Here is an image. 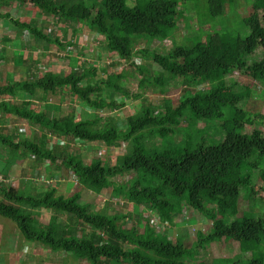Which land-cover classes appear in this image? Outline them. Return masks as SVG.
Returning <instances> with one entry per match:
<instances>
[{
	"label": "trees",
	"instance_id": "1",
	"mask_svg": "<svg viewBox=\"0 0 264 264\" xmlns=\"http://www.w3.org/2000/svg\"><path fill=\"white\" fill-rule=\"evenodd\" d=\"M128 1L0 0V11L2 7L16 3L36 10L46 18L53 17L68 25L81 24L87 27L90 36L103 38L107 52L127 62L134 55L133 39L173 38L171 32L175 31L180 20L177 1L134 0L132 7L127 5ZM227 2L232 6L236 0H209V17L220 16ZM0 18L10 20L27 38L53 44L61 52L71 45H65L67 43L57 36H48L32 20L20 22L1 12ZM243 24L249 30L245 38L214 32L192 47H175L166 56L141 50L139 53L159 67L162 75H166V78H153L155 86L163 88L164 80L172 83L173 79L189 77L192 82L209 84L210 88L201 93L194 92L189 97H183L184 92L177 100L179 104H164L158 111L163 113L155 114L157 106H150L141 114L129 117L124 130L107 124L98 128L102 120L97 114L114 111L119 105L92 99L101 93L102 81L95 85L88 83L96 76L95 68L82 71L75 68L66 77L52 72L37 76L38 73L26 81L0 85V97H8L7 100L0 98V114L39 125L56 136L72 137L89 144L103 143L107 148L130 140L136 144L132 154L124 156L122 161L121 157L118 158L113 168L100 161L85 166L78 157H71L62 164L66 172L71 171L77 179L79 187L91 193V200L111 189L109 198L121 209L118 214L96 211L92 205L82 204L81 190L65 198L50 189L38 197L26 187L15 190L0 182V219L13 223L27 243L40 244L53 254L66 253L78 263L204 264V261L195 260L199 250H205L213 243L228 241L237 243L240 253L250 254V259L245 262L233 258L214 259L211 264H264V216L239 215L238 212L241 188L246 189L250 200L264 202V169H259L253 159H264V133L254 130L245 134V128L251 126V122L247 118L248 113L238 109L239 103L250 97L254 82H260L264 89V0L250 1L249 15ZM73 34L79 36L76 32ZM257 56L261 57L258 62L247 64V57ZM16 59L17 67L27 62L21 57ZM233 72L249 82L242 93L234 92L225 80ZM104 77L107 90L123 93L122 74ZM57 90H66L76 97L85 112H92L93 120L74 121L68 117L61 122L54 118L50 120L45 114H36L28 109V103H22L25 96L32 99L38 91L53 97ZM9 100L19 101L24 107H18ZM183 119L191 121L188 127L192 130L191 134L185 135L189 142L184 148L145 155L142 146L149 134L156 133L159 139H167L173 135L174 129V135L179 133L177 127ZM200 121L204 122L203 131L197 128ZM211 124L219 127L220 134H223L221 142L213 146H204L206 142L199 144L198 139ZM145 130L148 131L143 134ZM17 143L0 135V145L8 147L10 157L19 160L24 168L25 158L19 154L22 150L24 153L32 150L39 162L55 164L58 159L51 151L28 141L21 145ZM13 166L15 161L9 158L6 174ZM244 170L249 173L243 175ZM120 175H127L125 185H114L109 181L111 177ZM127 203L156 214L159 221L168 224V229L175 226V217L186 207L211 221V229L203 238L198 236V243L192 249L180 239L170 241L145 220L140 225L142 232L129 227L132 215L124 214ZM39 209L51 216L44 226L38 221Z\"/></svg>",
	"mask_w": 264,
	"mask_h": 264
},
{
	"label": "rangeland",
	"instance_id": "2",
	"mask_svg": "<svg viewBox=\"0 0 264 264\" xmlns=\"http://www.w3.org/2000/svg\"><path fill=\"white\" fill-rule=\"evenodd\" d=\"M173 1H177V17H180L175 31L171 32L173 38L168 37L166 40L154 39L153 41H149L147 37L133 39L134 55L131 61L127 62L120 61L115 54L107 52L104 49V41L101 40L103 38L90 36L87 27L81 24L74 26L71 22L75 32L79 36L73 33L70 36V30L73 32L72 25L67 26L65 22L53 17L43 20L39 12L36 15L33 12L35 10L25 7L24 9L29 10H26L28 12L26 13L21 6L11 3L6 9L1 10V12L9 14L12 16V19L20 22H29L27 18L33 17L31 20L36 23L37 28L42 27L45 33L48 36H52V38H54L55 34L61 39L64 37V43H67L65 45L70 43L72 46L66 47L65 51L61 52L53 44L27 38L28 36L26 34L23 35L22 32L17 30L10 20L5 19L10 24L8 23L4 29V34L0 33V40L2 41H0V85L3 86L6 82L11 84L13 80L15 82L26 81L38 73L37 76L52 72L64 77V74H67L66 72L70 68V71L76 69L82 71L83 69L92 67L97 70L96 76L90 78L88 83L95 85L102 81L100 83L101 93L92 99L106 100L119 105L116 106L114 111L99 112L97 114V117L102 120L98 128L107 124L114 125L119 130L127 129L125 127L127 119L141 114L150 106H157L155 114L163 113L162 111L158 112L162 109V106L164 104H179L180 102L177 103V100L179 101L180 96L184 92L186 94L183 97H189L194 92L201 93L200 91H207L210 85L192 82L189 77H184L182 79H173L172 83L164 80L163 88L157 87L152 82L153 78L158 76L166 78V75H162V70L150 61H147V58L139 52L141 50H148L149 52L166 56L175 47H192L198 42L204 41L208 34L214 32L235 34L245 38L249 35V30L244 27L243 20L249 15L250 1L253 3V0H236L230 6L227 2L223 7V13L212 19L208 15L209 0ZM133 3L134 0H129L127 5L132 7ZM68 28L70 30L67 31ZM64 29L66 33L63 32ZM82 31L84 34H82ZM4 37H9L7 38L9 42L4 43V40H2ZM76 37L77 39L75 40ZM78 37H81V45L77 44ZM15 38H17L19 44L23 43L25 45V48L21 47V52H19L20 47H18L19 49L16 47H14L16 49H13L14 45L12 46V44L15 42ZM99 40H101L100 43ZM72 41L74 43H71ZM19 57L27 61L21 67L16 66V58ZM260 58L259 56L247 57L246 62L248 65H252L258 62ZM113 73L124 76L123 82H121V87L123 88V93L121 94L107 90L104 86L103 82L106 78L104 76H110ZM225 80L231 84L233 91L237 93L244 92L246 85L249 83L244 77L234 72L229 74ZM215 86L216 84H213V87ZM37 93L40 95H37L34 101L26 96V103H28L29 109L34 110L36 114H45L50 120L54 118L59 122L67 117L74 121H78L79 119L93 120L92 112H85L82 103L66 90H57L52 97L54 99L52 103L47 101L41 91ZM0 98L8 99L6 96ZM22 106L24 107L22 103L18 105V107ZM238 109L247 112V118L251 122V126L245 128V134H250L254 130L264 133V114L261 116V113L264 112V89L260 82L252 84L250 97L240 102ZM43 110L46 112H42ZM188 119H183L180 122V125L177 127L179 133L174 135L176 133L174 129L173 135L167 139H159L156 133L149 134L150 137L146 139V142L142 146L145 155L161 153L166 149L180 151L184 148L189 142V138L185 137V135L192 132L188 127V123H191ZM197 128L203 131L205 128L204 122L200 121L197 124ZM147 131L145 130L143 134ZM0 135L10 137L14 142H18V145L28 141L39 148L42 147L45 151H51L58 158L55 164H50L48 161L39 162V159L36 158L37 155H33L34 152L32 150L26 153L22 150L19 154L25 158L24 168L21 166L22 163L19 160H15L9 156L11 153H9L8 147L0 145V162H3L1 159H5L7 156L6 161L11 158L13 162L15 161V165L18 164L13 170H18L19 176L22 177V179L13 177L11 178L12 181L2 182L8 188L13 187L15 190H24V187H26L27 191L34 192L38 197L43 196L48 190L54 189L57 195L65 198L75 192L79 193V190H81L82 204H90L96 211L106 210L111 214H118L121 210L109 198L111 197V189L104 191L95 200H91V193L82 190L71 171L66 172L62 164L63 162H68L71 157H78L85 166H90L93 161H100L113 168L116 166L118 158L121 157L122 161L124 156L132 154L134 149H136V144H133V140L127 143L118 142L114 148H107L103 143L89 144L75 140L72 137L56 136L44 127L29 124L16 116L8 114L0 117ZM222 138L223 134H220L219 127L211 124L200 136L198 143L204 145L206 142L204 146H213L221 142ZM193 140L192 137V142ZM253 159L256 160L259 169H264V159L262 161H259L256 157ZM3 165L4 163H1V166ZM248 173V170H244L243 175ZM257 175L258 173L256 172L254 174L255 184L257 183ZM109 181L114 185H125L128 182V177L127 175H120L111 177ZM183 211V213L175 217V226L171 229L169 228L170 230L168 229V224L162 221H159L160 225H155L159 219L158 216L144 208L137 209L132 204L127 203V209L124 214L129 213L132 215L129 227L133 226L139 232H142L140 225L145 220L152 228L158 232L160 231V234L166 235L170 241L174 242L176 239H180L187 247L190 246L192 249H195L198 243V236L203 238L208 233V230L211 229V221L189 208L183 207ZM238 212L239 215L253 214L264 216V202L250 200L246 189L241 188ZM39 213V224L44 226L49 222L51 216L45 210L40 211L39 209ZM4 222L6 221L0 219V226L2 228ZM8 224L4 225L5 230H3V233L5 235L3 237L8 236V240L12 241L11 252H20L15 257L8 259V261L3 260L4 264H87L85 262L78 263L73 261L66 253L53 254L40 244L27 243L20 235L16 226L13 223ZM6 241L7 237L4 238L3 242L5 245L7 243L10 246V242ZM18 257L20 258L19 260ZM232 258L245 262L250 259V254H241L237 243L226 241L213 243L207 246L205 250H199L195 260L197 262L204 261V264H211V261L214 259ZM0 264H2L1 259Z\"/></svg>",
	"mask_w": 264,
	"mask_h": 264
},
{
	"label": "crops",
	"instance_id": "3",
	"mask_svg": "<svg viewBox=\"0 0 264 264\" xmlns=\"http://www.w3.org/2000/svg\"><path fill=\"white\" fill-rule=\"evenodd\" d=\"M10 5V4H9ZM19 6H21L23 9L25 8L24 6H22V5H19ZM4 9H6V6H4V7H2L1 8V10H4ZM27 9H24V11L26 12V13H28L27 11H29V10H27ZM1 12V11H0ZM33 12H35V14L37 15L38 14V12L35 10V11H33ZM1 14L2 15H4V14H6L5 12H1ZM24 18H27V17H24ZM33 18V17H32ZM32 18H27L29 21L32 19ZM41 19H43V20H45L46 19V17H43V16H41ZM9 22H7L5 19H2V18H0V33H2V34H4L5 32H4V29L7 27V24H8ZM10 24V23H9ZM67 26H69L67 23H65ZM68 30H70V28H68L67 29V31ZM64 33H66V31H65V29H64V31H63ZM73 32L75 33V31L73 30ZM71 30H70V36H71V33H73ZM82 34H84V32L82 31ZM55 36H57L58 37V39L59 40H61L62 42H65V40H64V37H62V39L57 35V34H55ZM0 38H1V36H0ZM7 38H9V37H4L2 40H4V43H7V42H9V40L7 39ZM79 38V40H78V42H77V44H79V45H81V43H82V40H81V37H78ZM77 39V37L75 38V40ZM102 41H103V39H101ZM101 40H99V43L101 42ZM1 41V40H0ZM15 42L12 44V46H13V49H16V48H18V47H20V49H19V52H21L22 51V48H25V45H23V43H20L19 44V42H18V40H17V38H15V40H14ZM2 42V41H1ZM71 43H74L73 41L71 42ZM19 44V45H18ZM6 45H8V44H6ZM14 47H16V48H14ZM22 47V48H21ZM18 67H20V66H18ZM71 69V68H70ZM70 69H69V73H71V71H70ZM68 72H66L67 74H64V77H66V76H68L69 74H68ZM62 77V76H61ZM14 81V80H13ZM7 84H9V82H6ZM5 83V84H6ZM41 93H43V92H41ZM38 94V93H37ZM38 95H40V94H38ZM43 95H44V97L47 99V101H49V103H52V100H54L53 98H52V95H50V94H46V93H43ZM35 98V97H34ZM34 98H32V100L34 101ZM42 99H43V97H42ZM31 100V101H32ZM12 104H14V105H16V106H18L19 104H21V102H19V101H12V100H9ZM27 101H26V96L24 97V100H23V102L22 103H26ZM37 102V101H36ZM55 102V101H54ZM28 109H29V107H28ZM42 112H46V111H42ZM2 116H4L3 114H0V117H2ZM9 156H12V155H9ZM17 156V155H16ZM8 157V156H7ZM7 157L5 158V159H1L3 162H0V181L1 182H4V183H6V182H9V180L10 181H12V179L11 178H13V177H17V178H19V179H22V177L21 176H19V174H18V170H13L12 168H14L15 166H17V165H15V166H13L11 169L13 170H11L10 172H9V174H6V171H5V169H6V166H7V161H6V159H7ZM1 163H4V165L3 166H1ZM2 221H6V220H3V219H1ZM9 222H4L3 223V228L0 226V259H1V263L2 264H4L3 263V260H6V261H8V259H10V258H13V257H15L20 251H18L17 253H14V252H11V246L12 245H10V246H8L7 245V243H6V245L4 244V242H3V240H4V238H6L7 237V241H9L8 240V236H5V237H3L5 234L3 233V230H5V227H4V225H9L8 224ZM6 241V242H7ZM20 258L18 257V260H19Z\"/></svg>",
	"mask_w": 264,
	"mask_h": 264
},
{
	"label": "clouds",
	"instance_id": "4",
	"mask_svg": "<svg viewBox=\"0 0 264 264\" xmlns=\"http://www.w3.org/2000/svg\"><path fill=\"white\" fill-rule=\"evenodd\" d=\"M155 225H160V222H159V220H157V223H156Z\"/></svg>",
	"mask_w": 264,
	"mask_h": 264
},
{
	"label": "built area",
	"instance_id": "5",
	"mask_svg": "<svg viewBox=\"0 0 264 264\" xmlns=\"http://www.w3.org/2000/svg\"><path fill=\"white\" fill-rule=\"evenodd\" d=\"M156 223H157V221H156Z\"/></svg>",
	"mask_w": 264,
	"mask_h": 264
},
{
	"label": "bare ground",
	"instance_id": "6",
	"mask_svg": "<svg viewBox=\"0 0 264 264\" xmlns=\"http://www.w3.org/2000/svg\"><path fill=\"white\" fill-rule=\"evenodd\" d=\"M132 208V207H131Z\"/></svg>",
	"mask_w": 264,
	"mask_h": 264
}]
</instances>
